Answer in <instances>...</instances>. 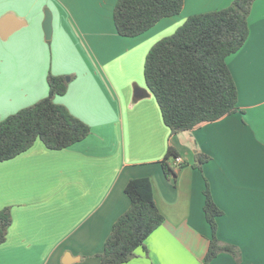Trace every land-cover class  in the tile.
I'll use <instances>...</instances> for the list:
<instances>
[{
  "label": "crops",
  "instance_id": "1",
  "mask_svg": "<svg viewBox=\"0 0 264 264\" xmlns=\"http://www.w3.org/2000/svg\"><path fill=\"white\" fill-rule=\"evenodd\" d=\"M117 1L0 0V19L13 14L25 22L0 36V121L48 96L51 73L70 77L55 101L91 127L64 149L37 140L0 162V210L12 215L0 264H102L106 240L131 204L125 187L145 176L165 219L122 264H202L212 238L207 187L223 211L217 236L240 254L221 252L210 264H264V0L254 1L249 36L226 59L237 112L177 134L150 90L134 101V84L147 87L144 65L154 43L189 16L233 0H184L179 14L134 37L116 28ZM47 8L51 42L42 26ZM170 145L183 165L168 177L162 161ZM199 153L209 156L201 168Z\"/></svg>",
  "mask_w": 264,
  "mask_h": 264
},
{
  "label": "trees",
  "instance_id": "2",
  "mask_svg": "<svg viewBox=\"0 0 264 264\" xmlns=\"http://www.w3.org/2000/svg\"><path fill=\"white\" fill-rule=\"evenodd\" d=\"M255 0H233L224 8L189 16L176 30L150 48L144 75L156 98L165 124L172 134L199 124L218 120L238 110V88L226 61L246 42L249 15ZM184 0H118L114 22L119 34L138 36L161 19L179 14ZM49 94L0 121V162L28 150L37 140L50 149H64L85 139L91 127L55 101L68 90L65 75L49 74ZM178 152L169 146L162 161L168 177L176 176ZM174 159V161H173ZM209 159L199 153L195 165ZM131 204L115 222L100 254L102 264H122L135 256L148 236L164 221L149 177L130 179L125 187ZM204 212L212 228V238L202 264H210L221 252L239 258L237 248L217 236V218L223 211L209 187L205 190ZM12 223L9 207L0 210V244Z\"/></svg>",
  "mask_w": 264,
  "mask_h": 264
},
{
  "label": "water",
  "instance_id": "3",
  "mask_svg": "<svg viewBox=\"0 0 264 264\" xmlns=\"http://www.w3.org/2000/svg\"><path fill=\"white\" fill-rule=\"evenodd\" d=\"M52 20V12L49 9H46L42 26L46 39L48 40L52 38L53 34ZM24 23L25 22H18L13 14H6L0 19V36L6 39L11 33L20 28ZM67 80H70V77H68ZM149 95V88L141 87L136 83L134 84V101L148 97Z\"/></svg>",
  "mask_w": 264,
  "mask_h": 264
},
{
  "label": "built area",
  "instance_id": "4",
  "mask_svg": "<svg viewBox=\"0 0 264 264\" xmlns=\"http://www.w3.org/2000/svg\"><path fill=\"white\" fill-rule=\"evenodd\" d=\"M182 162H183V159L180 156L176 157V159H175L176 164H180Z\"/></svg>",
  "mask_w": 264,
  "mask_h": 264
},
{
  "label": "rangeland",
  "instance_id": "5",
  "mask_svg": "<svg viewBox=\"0 0 264 264\" xmlns=\"http://www.w3.org/2000/svg\"><path fill=\"white\" fill-rule=\"evenodd\" d=\"M47 9H49V8H47ZM45 11H46V9L43 10L44 14H45ZM50 42H51V40H50ZM68 77H69V75H66V78H68Z\"/></svg>",
  "mask_w": 264,
  "mask_h": 264
}]
</instances>
